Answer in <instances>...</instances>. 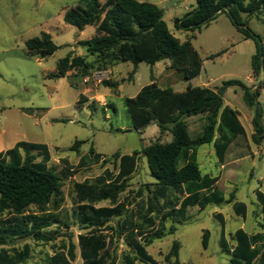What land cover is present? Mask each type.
I'll use <instances>...</instances> for the list:
<instances>
[{"label": "rangeland", "instance_id": "rangeland-1", "mask_svg": "<svg viewBox=\"0 0 264 264\" xmlns=\"http://www.w3.org/2000/svg\"><path fill=\"white\" fill-rule=\"evenodd\" d=\"M110 1L101 0L104 3ZM141 2L158 5L170 30L182 42L191 35L177 30L175 21L192 11L196 0ZM77 5H84L83 0H0V152L12 149L18 142L46 145L52 156L49 166L60 174L64 167L62 158L76 167L80 158L89 154L91 147L110 158L115 153L129 155L140 152L156 141L170 142L171 134L161 135L156 124L149 125L143 132L135 131L124 105L126 98H134L151 83L152 74L160 87H172L176 92L185 91L189 83L194 87L218 90L230 80L243 82L253 92L262 86L258 88V102L262 110L260 124L264 128V71L255 78L251 66L256 42L245 39L227 14H220L208 26L195 32L192 44L203 66L198 77L187 81L183 73L170 68V60H163L154 67L141 63L132 76V63L103 66L104 57L90 55L81 45L96 36V28L87 26L80 31L64 22L66 10ZM242 17L248 20L249 28L264 44V9L259 17L248 18L245 14ZM42 32L49 33L58 46L57 51L45 59L28 53L25 46L27 40L40 36ZM68 54L81 56L91 63L92 69L87 77H81L75 71L64 78L51 77L57 72L58 62ZM92 95L99 98L89 100ZM243 96L244 92L238 86L228 87L223 95L225 105L238 113L245 129V135L231 145L223 168L213 144L199 146L196 156L202 175L220 177L218 189L228 203H211L202 212L190 208L185 220L177 216L168 218L162 238H153L150 244H146L148 253L159 264H171L166 256L174 241L181 243L179 260L182 264H231L232 257L220 245L222 225L215 214L223 215L228 240L233 245L232 233L243 223L233 211L235 203L248 207L247 230H264L263 214L256 197V192L264 193V138L259 144L254 140L256 112L246 106ZM186 122L191 137L200 134L206 123L203 116L189 117ZM76 141L82 142L78 152L72 150ZM210 151L213 152L209 154ZM33 154L37 161L41 160L40 153ZM105 169L117 173L116 163L109 160L81 169L72 178L62 180V200L57 206L47 207L56 218L48 229L55 232L52 241L18 239L0 249L21 250L29 245L32 257L27 264H44L47 255L52 256L63 245L67 247L73 243L77 254L74 264H83L78 236L92 228L78 221L74 183L96 178ZM154 182L147 160L141 155L138 169L118 201L126 204L127 214L109 220L102 229L115 235L113 229H117L127 216L139 217L143 213L140 207H146L150 202L149 190ZM232 196L234 199L230 200ZM106 206H111V203L103 201L97 204V207ZM28 213H39V209L30 207ZM172 226L176 231L168 234ZM156 229L158 225L146 232L151 235ZM205 231L210 233L207 248L203 244ZM112 250L115 264H122L124 255H134L124 236H114Z\"/></svg>", "mask_w": 264, "mask_h": 264}, {"label": "trees", "instance_id": "trees-1", "mask_svg": "<svg viewBox=\"0 0 264 264\" xmlns=\"http://www.w3.org/2000/svg\"><path fill=\"white\" fill-rule=\"evenodd\" d=\"M83 2L84 5L66 10L63 19L67 25L80 31L87 26L96 28V36L81 45L90 55L104 57L103 66L132 63V76L141 63L154 67L163 60H170V68L183 73L185 80L191 81L200 75L203 66L192 44L195 32L208 26L220 14H227L245 39L256 42V53L251 60L253 77H259L264 71V44L249 28L248 20L242 17L244 14L248 18L259 17L264 9V0H196V7L183 19L175 21L177 30L191 33L184 42L172 33L158 5L141 0ZM25 46L28 53L42 59L58 49L46 32L27 40ZM90 64L81 56L68 54L58 62L57 72L51 77L64 78L75 71L85 78L92 69ZM230 86L240 87L246 106L255 109L253 138L259 144L264 138V128L260 124L262 110L258 102V88L262 86L253 92L243 82L230 80L218 90L194 87L189 83L185 91L176 92L172 87H160L152 74L151 83L134 98H126L124 105L135 131L143 132L149 125L156 124L161 135L171 134L170 142L156 141L140 152L129 155L115 153L110 158L91 147L89 154L83 155L76 167L62 158L64 167L60 174L49 166L52 156L46 145L18 142L12 149L0 152V247L18 239L52 241L55 232L48 229L56 218L47 207L57 206L62 200V180L72 178L81 169L112 160L116 163L117 173L105 169L96 178L74 183L78 221L92 228L90 232L78 236L83 264H115L112 250L114 236H124L134 252L133 256L124 255L122 264H159L148 253L146 244H150L153 238H162L168 218L177 216L185 220L189 208L197 207L202 212L211 203L226 201L217 187L219 177L202 175L196 156L199 146L213 143L217 157L223 163L231 145L245 135L238 113L224 102L223 95ZM194 116H203L206 123L200 134L191 137L186 119ZM81 144L76 141L72 150L78 152ZM33 152L40 153V161ZM141 155L146 158L150 175L155 179L149 190L150 202L148 206L140 207L143 213L139 217L127 216L117 229H113L115 235L109 234L102 226L115 217L127 214L126 204L118 201L136 172ZM256 197L264 218V193L258 191ZM233 199L234 196L230 200ZM103 201H109L111 206L97 207ZM30 207H36L39 213H28ZM234 209L237 215L246 217L245 204L235 203ZM221 224L220 245L231 255V264H264V233L249 235L239 229L234 235L236 245L230 247L224 222L221 221ZM156 225L158 229L148 235L146 231L153 230ZM175 231L176 227L172 226L168 234ZM208 241L209 232L205 231L203 244L206 248ZM180 249L181 243L174 241L166 260L171 264H182ZM31 257L29 245L21 250L0 249V264H27ZM76 258V246L69 243L52 256L47 255L44 264H74Z\"/></svg>", "mask_w": 264, "mask_h": 264}, {"label": "crops", "instance_id": "crops-1", "mask_svg": "<svg viewBox=\"0 0 264 264\" xmlns=\"http://www.w3.org/2000/svg\"><path fill=\"white\" fill-rule=\"evenodd\" d=\"M173 33V32H172ZM174 34V33H173ZM175 35V34H174ZM120 64V63H119ZM252 79V78H251ZM139 93V92H138ZM96 98H99V96H95V95H92L91 97H90V99L89 100H97ZM125 101V100H124ZM211 144H213V143H211ZM213 151H210L209 152V154H211ZM216 152V151H215ZM98 153V152H97ZM216 156H217V154H216ZM220 162V161H219ZM220 164L222 165L221 167L223 168V166H224V162L222 163V162H220ZM199 165V164H198ZM138 169V168H137ZM137 171V170H136ZM216 177H219V176H216ZM219 179H220V177H219ZM218 183H219V181H218ZM218 183H217V187H218ZM257 193V192H256ZM226 203H228V201L226 200L225 201ZM224 202V203H225ZM222 204V203H221ZM260 207H261V210H262V206H261V204H260ZM194 208H197V207H194ZM190 209V208H189ZM188 209V210H189ZM188 210H187V212H188ZM197 210H198V212H199V209L197 208ZM233 211H234V213L237 215V213L235 212V209H234V205H233ZM220 214V216L218 217L217 215H219ZM238 217H241V219H242V224H241V226L234 232V233H232V238H233V240H234V235H235V233L239 230V229H242V230H244L246 233H248L249 235H256V234H258V233H264V230H258V231H255V232H252V231H249V230H247L246 229V225H247V223H248V207H247V214H246V217H243L242 215H237ZM215 217L218 219V220H220V222L221 221H223L224 222V230H225V236H226V239H227V241H228V243H229V245H230V247H234L235 245H236V242H235V240H234V244L233 245H231L230 244V242H229V240H228V234H227V232H226V226H225V224H226V222H225V219L223 218V215L221 214V213H216L215 214ZM262 221H263V223H264V218L262 217ZM222 225V224H221ZM229 236H231V234L229 235ZM209 238H210V233H209ZM230 255V254H229ZM231 256V255H230Z\"/></svg>", "mask_w": 264, "mask_h": 264}]
</instances>
